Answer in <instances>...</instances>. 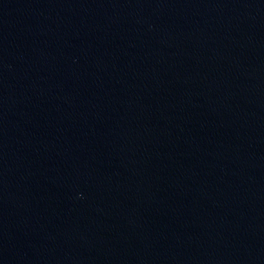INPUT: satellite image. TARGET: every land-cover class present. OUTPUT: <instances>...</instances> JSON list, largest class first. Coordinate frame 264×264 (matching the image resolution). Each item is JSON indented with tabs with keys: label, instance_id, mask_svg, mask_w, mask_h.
Returning a JSON list of instances; mask_svg holds the SVG:
<instances>
[{
	"label": "water",
	"instance_id": "obj_1",
	"mask_svg": "<svg viewBox=\"0 0 264 264\" xmlns=\"http://www.w3.org/2000/svg\"><path fill=\"white\" fill-rule=\"evenodd\" d=\"M0 264H264V0H0Z\"/></svg>",
	"mask_w": 264,
	"mask_h": 264
}]
</instances>
